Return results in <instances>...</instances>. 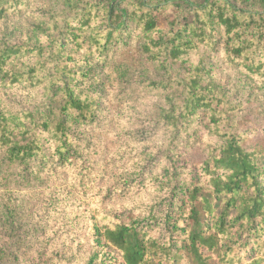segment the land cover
Masks as SVG:
<instances>
[{
	"label": "trees",
	"instance_id": "1",
	"mask_svg": "<svg viewBox=\"0 0 264 264\" xmlns=\"http://www.w3.org/2000/svg\"><path fill=\"white\" fill-rule=\"evenodd\" d=\"M12 1L18 0H0V19ZM64 2L61 11L49 13L50 24L34 26L35 40L0 46V80L42 87L50 98L41 111H0L1 163L36 161L47 135L55 140L54 156L66 161L74 126L96 118V101L82 89L87 69L107 62L102 66H112L120 84L134 81L157 93L159 125L176 134L206 114L220 144L202 162L196 182L181 191L183 198H171L177 217H166L167 241L152 238L145 220L116 219L95 228L96 242L119 253L122 264H264V147H244V132L234 120L240 107L210 70L188 57L222 42L228 59L264 88V0ZM122 47L134 49V59L110 64ZM16 57L33 63L9 74L6 67ZM135 62L144 65L142 80Z\"/></svg>",
	"mask_w": 264,
	"mask_h": 264
},
{
	"label": "rangeland",
	"instance_id": "2",
	"mask_svg": "<svg viewBox=\"0 0 264 264\" xmlns=\"http://www.w3.org/2000/svg\"><path fill=\"white\" fill-rule=\"evenodd\" d=\"M64 6V0L12 1L0 19V46L35 40L34 26H47L49 13ZM124 50L109 63L124 65L126 57L134 59V49ZM188 57L210 70L212 79L240 107L234 120L244 132V147L263 148L262 83L228 59L222 42ZM13 59L6 67L9 74L33 63L30 57ZM106 63H92L87 69L89 78L82 89L96 101V118L74 126L75 140L66 161L54 156L51 135L43 139L42 155L29 165L1 163L0 148V264H122L119 253L104 241L96 242L95 228L116 219L145 220L152 238L167 241L166 217H177L170 209L171 198H183L181 191L196 182L202 162L219 146L206 114L191 119L176 134L159 125L157 93L134 81L120 84L112 66H102ZM77 65L86 70L80 60ZM131 65L144 79V65ZM150 75L151 70L146 73ZM49 101L42 87L0 80V111L37 112ZM10 254L12 260L6 258Z\"/></svg>",
	"mask_w": 264,
	"mask_h": 264
}]
</instances>
